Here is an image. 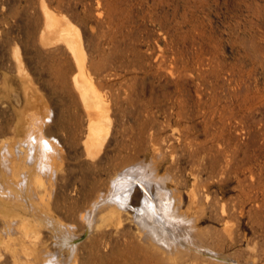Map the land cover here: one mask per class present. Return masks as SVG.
Returning a JSON list of instances; mask_svg holds the SVG:
<instances>
[{
	"label": "rangeland",
	"instance_id": "obj_1",
	"mask_svg": "<svg viewBox=\"0 0 264 264\" xmlns=\"http://www.w3.org/2000/svg\"><path fill=\"white\" fill-rule=\"evenodd\" d=\"M0 264H264V0H0Z\"/></svg>",
	"mask_w": 264,
	"mask_h": 264
},
{
	"label": "bare ground",
	"instance_id": "obj_2",
	"mask_svg": "<svg viewBox=\"0 0 264 264\" xmlns=\"http://www.w3.org/2000/svg\"><path fill=\"white\" fill-rule=\"evenodd\" d=\"M43 137H44V136H43ZM39 138H40V137H39ZM41 139H43V138H41ZM45 141H46V140H45ZM46 142H47V141H46ZM45 144H46V143H45ZM47 144H49V147H50V143H49V141H48ZM41 146H42V147H46L47 149H49V147H48L47 145L44 146L42 140H38V139H36V138H31V140H30V144H29V147H28V162H29V163H33V162H34L35 157H36V155H37V152H38V150H39V147H41ZM43 149H44V148H43ZM42 152H44V151H42ZM42 152H41V153H42ZM46 152H47V151H46ZM39 153H40V152H39ZM49 153H51V152H49ZM49 153L47 152V154H49ZM42 154H44V153H42ZM49 155L51 156L52 154H49ZM40 156H41V155H40ZM48 157H49V156H48ZM48 161H49V159H48ZM132 165H133V164H132ZM130 166H131V165H130ZM136 166H138V164H137ZM140 166H141V165H140ZM127 167H128V166H127ZM142 167H143V168H142ZM142 167H141L140 169H141V170L143 169V170L146 172L145 169H146L148 166L145 168V166L142 165ZM37 168H38L40 171H41V170H48V169H49L48 166H47V168L42 169V167H38V165H37ZM125 168H126V167H125ZM138 168H139V166H138ZM150 168H151V167H150ZM123 169H124V168H123ZM121 170H122V169H121ZM131 170H132V169H131ZM137 170H139V169H137ZM141 170H140L139 172H142ZM149 170H150V169H149ZM151 170H153V169H151ZM38 172H39V171H38ZM51 172H52V171H51ZM145 172H142V173H144V175H145ZM151 172H152V171H151ZM115 173H116V171H115ZM142 173H141V175H142ZM146 173H147V172H146ZM148 173H149V171H148ZM39 174H40V173H39ZM116 174H117V173H116ZM118 174H119V172H118ZM126 174H127V173H126ZM122 175H123V174H122ZM124 175H125V174H124ZM127 175H128V174H127ZM146 175H147V174H146ZM146 175H145V176H146ZM43 176H44V175H43ZM125 176H126V175H125ZM133 176H136V174L133 175ZM142 176H143V175H142ZM142 176H141V178H142ZM128 177H129V176H128ZM148 177H149V174H148ZM148 177H143V178L146 179V178H148ZM153 177H154V175H153ZM114 178H115V177H114ZM121 178H122V177H121ZM129 178H130V177H129ZM131 178H132V179H135L136 177H135V178L131 177ZM137 178H138V177H137ZM139 178H140V177H139ZM139 178H138V179H139ZM46 179H47V178H46ZM150 179H153V178H150ZM117 180L119 181V179H117ZM117 180H116V181H117ZM120 180H121V179H120ZM129 180H130V179H129ZM146 180H148V179H146ZM153 180H154V179H153ZM153 180H152V181H153ZM118 181H117V182H118ZM122 181H123V179H122ZM124 181H125V180H124ZM126 181H127V180H126ZM49 182H50V181H49ZM129 182H131V180H130ZM133 182H134V181H133ZM144 182H145V181H144ZM150 182H151V180H150ZM156 182H157V181H156ZM110 183H111V182H110ZM122 183H123V182H122ZM124 184H125V183H124ZM124 184H123V185H124ZM126 184L128 185L127 182H126ZM126 184H125V185H126ZM134 184H135V183H134ZM143 184H144V183H143ZM145 184H146V183H145ZM112 185H113V184H112ZM119 185H121V183H120ZM138 185H139V183H138ZM160 185H161V184H160ZM42 186H43V185H42ZM117 186H118V185H117ZM134 186H135V185H134ZM144 186H145V185H144ZM148 186H149V185H148ZM153 186H154V184H153ZM162 186H163V185H162ZM111 187H112V186H111ZM111 187H110L109 189H111ZM121 187H122V186H121ZM128 187H129V186H128ZM131 187H132V186H131ZM135 187H136V186H135ZM140 187L142 188V186H140ZM164 187H165V186H164ZM137 188H138V187H137ZM125 189H127V188H125ZM138 189H139V188H138ZM143 189H144V188H143ZM143 189H141V190H143ZM147 189H148V188H147ZM154 189L156 190V189H157V186H156V188H154ZM166 189H167V186H166ZM113 190H114V189H113ZM150 190H151V189H150ZM157 190H159V188H158ZM163 190H164V189H163ZM163 190H162V191H163ZM169 190H170V189H169ZM117 191H118V190H117ZM120 191H121V190H120ZM128 191H129V189H128ZM130 191H131V190H130ZM133 191H135V189H133ZM138 191H139V190H138ZM143 191H144V190H143ZM146 191H147V190H146ZM152 191H153V190H152ZM167 191H168V190H167ZM167 191H165V192H167ZM153 192H154V191H153ZM155 192H156V191H155ZM165 192H164V193H165ZM168 192H169V191H168ZM168 192H167V193H168ZM173 192H174V191H173ZM173 192H172V193H173ZM102 193H103V192H102ZM110 193H111V192H110ZM110 193H107V194L109 195ZM113 193H114V192H113ZM120 193H121V192H120ZM128 193H129V192H128ZM133 193H135V192H133ZM156 193H157V192H156ZM162 193H163V192H162ZM167 193L165 194V196L167 195ZM169 193H170V192H169ZM169 193H168V196H169V198H170ZM105 194H106V192H105ZM116 194H118V193H116ZM144 194H145V193H144ZM114 195H115V194H114ZM122 195H123V194H122ZM124 195H125V193H124ZM124 195H123V196H124ZM163 195H164V194H163ZM171 195H172V194H171ZM105 196H106V195H105ZM128 196H129V195H128ZM148 196H149V195H148ZM151 196H152V195H151ZM165 196H164V197H165ZM112 197H113V196H112ZM112 197H111V198H112ZM118 197H119V196H118ZM133 197H134V196H133ZM142 197H143V196H142ZM146 197H147V196H146ZM159 197H160V196H159ZM173 197H174V196H173ZM103 198H104V196H103ZM114 198H116V197L114 196ZM121 198H122V197H121ZM155 198H156V194H155ZM180 198H181V197H180ZM104 199H105V198H104ZM136 199H137V198H136ZM156 199H157V198H156ZM158 199H159V198H158ZM162 199H163V198H162ZM166 199H168L167 196H166L165 200H166ZM174 199H175V197H174ZM174 199H173V200H174ZM108 200H109V199H108ZM116 200H117V198H116ZM116 200H115V201H116ZM121 200H122V202H123V198H122ZM126 200H128V201H127V205H128V202H129L130 200H129V199H126ZM132 200H133V199L131 198V201H132ZM145 200H147V198H146ZM152 200H153V199H152ZM160 200H161V199H160ZM165 200H164V201H165ZM169 200H170V199H169ZM124 201H125V200H124ZM140 201H141V200H140ZM140 201H139V202H140ZM154 201L157 202L156 200H154ZM174 201H175V200H174ZM182 201H183V199H182ZM96 202H98V201H96ZM111 202H113V200H112ZM117 202H118V200H117ZM117 202H116V203H117ZM119 202H121V201L119 200ZM133 202H134V201H133ZM133 202H131V203L133 204ZM145 202H146V201H145ZM161 202H162V200H161ZM170 202H172V200H171ZM124 203H125V202H124ZM129 203H130V202H129ZM146 203H147V202H146ZM157 203L159 204V202H157ZM181 203H182V202H181ZM186 203H187V202H186ZM103 204H104V203H103ZM106 204H109V206H110V204H112V203H108V202H107ZM122 204H123V203H122ZM132 204H131V205H132ZM139 204H140V203H139ZM154 204H155V203H154ZM154 204H153V205H154ZM166 204H167V203H166ZM168 204H170V203L168 202ZM174 204H175V203H174ZM104 205H105V204H104ZM112 205H114V202H113ZM119 205H121V204H119ZM124 205H126V204H124ZM134 205H135V204H134ZM143 205H145V204H143ZM147 205L149 206V204H147ZM162 205H163V204L160 203V207H161ZM164 205H165V203H164ZM102 206H103V205H102ZM117 206H118V205H117ZM138 206H139V205H138ZM141 206H142V205H141ZM154 206H155V205H154ZM154 206H153V207H154ZM106 207H107V206H106ZM135 207H136V206H135ZM142 207H143V206H142ZM144 207H145V206H144ZM144 207H143V210H144ZM155 207H156V206H155ZM165 207H166V206H165ZM173 207H174V206H173ZM88 208H89V207H88ZM127 208H128V207H127ZM127 208H125V209L127 210ZM158 208H159V207H158ZM161 208H162V207H161ZM161 208H160V213H162V212H161ZM125 209H124V210H125ZM130 209H131V208H130ZM130 209H129V210H130ZM135 209H137V208H135ZM140 209H141V208H140ZM140 209H138V210H140ZM164 209H165V208H164ZM164 209H163V211H164ZM95 210H96V208H95ZM95 210H94V211H95ZM141 210H142V209H141ZM145 210H146V209H145ZM145 210H144V214H145ZM153 210H154V209H152L151 211L153 212ZM155 210H156V209H155ZM96 211H97V210H96ZM130 211H132V210H130ZM180 211H181L180 209H176V208H175V209H172V207H169V208H168V206H167V211H165L164 214L162 213L163 216L160 217V219H162V220H160V221H161V222H164V221H165V222L167 223V221H168L169 219L172 220V219H175L176 217H179V219H180V216H179V214H181ZM128 212H129V211H128ZM132 212H133V211H132ZM134 212H135V211H134ZM142 212H143V211H142ZM148 212H149V209H148ZM173 212H174V213H177V214H174ZM95 213H96V212H95ZM135 213H136V212H135ZM93 214H94V213H93ZM124 214H125V213H123V215H124ZM137 214L139 215L138 212H137ZM142 214H143V213H142ZM146 214H147V211H146ZM146 214H145V216L143 215L145 219H146ZM150 214H151V213H150ZM153 214H154V212H153ZM157 214L160 215L159 213H157ZM147 215H148V214H147ZM158 215H157V219H158ZM174 215H175L176 217H174ZM125 216L127 217V216H130V215H128V214L126 213ZM131 216H133V215L131 214ZM131 216H130V217H131ZM135 216H136V215H135ZM140 216H141V215H140ZM148 216H149V215H148ZM141 217H142V216H141ZM153 217H155V216H153V215L151 214V215L149 216V221H151V219H152V220H153V219H156V217H155V218H153ZM172 217H173V218H172ZM127 218H128V217H127ZM132 218H135V217H132ZM113 219H116V218H113ZM147 219H148V217H147ZM127 220H128V219H127ZM136 220H137V218H136ZM140 220H141V219H140V217H139V221H140ZM142 220H143V218H142ZM142 220H141V221H142ZM170 220H169V221H170ZM181 220H182V222L184 221L183 218H182ZM143 221H145V220H143ZM143 221H142V222H143ZM155 221H156V220H155ZM176 221H180V220H176ZM136 222H137V221H136ZM156 222H157V221H156ZM165 222H164V223H165ZM171 222H173V221H171ZM187 222H188V221H187ZM130 223H131V222H130ZM150 223H152V222H150ZM158 223H159V222H158ZM158 223H157V224H158ZM183 223H184V222H183ZM192 223H193V218H192ZM141 224H142V223H141ZM143 224H144V223H143ZM146 224H147V222H146ZM146 224H145V225H146ZM157 224H156V225H157ZM160 224H162V223H160ZM167 224H169V223H167ZM180 224H181V223H180ZM180 224H179V226H180ZM137 225H138V224H137ZM152 225H153V224H152ZM156 225H155V226H156ZM164 225H165V224H164ZM172 225H173V224H172ZM172 225H171L170 227H172ZM193 225H194V224H193ZM193 225H192V226H193ZM139 226H140V225H139ZM148 226H149V223H148ZM155 226H152V229H153V230H154ZM160 226H161V225H160ZM176 226H178V225H175V227H176ZM179 226H178V227H179ZM181 226H183V225H181ZM192 226H191V230H192ZM156 227H157V226H156ZM168 227H169V226H168ZM194 227H196V226H194ZM145 228H146V227H145ZM149 228H151V227H149ZM164 228L167 229V227H165V226H164ZM164 228H163V226H162V229H161V230H163ZM189 228H190V227H189ZM189 228H188V229H189ZM196 228H197V227H196ZM180 229H181V231H178V230H180ZM180 229H178L177 231H178V232H183L182 229H184V227H182V228H180ZM194 229H195V228H194ZM141 230H142V228H138V231H141ZM155 230H156V228H155ZM157 230H158V229H157ZM157 230H156V231H157ZM159 230H160V227H159ZM171 230H172V229H171ZM189 230H190V229H189ZM189 230H187V231H189ZM167 231L169 232L170 230H165V231L163 230V232H165V233H166ZM184 231H185V229H184ZM193 231H195V230H193ZM157 232H158V231H157ZM157 232H156V233H157ZM170 232H171V231H170ZM190 232H192V231H190ZM138 233L140 234V232H138ZM146 233H149V232H146ZM146 233H145V234H146ZM150 233H151V231H150ZM152 233H153V232H152ZM152 233H151V234H152ZM158 233H159V232H158ZM165 233H163V234L165 235ZM183 233H184V232H183ZM185 233H186V232H185ZM185 233H184V234H185ZM194 233L196 234L197 232H193V234H194ZM86 234H87V235L89 234V228H87V230H86ZM153 234H154V233H153ZM167 234H169V233H167ZM178 234H179V233H178ZM181 234H182V233H181ZM195 234H194V237H196V235H197V234H196V235H195ZM136 235H138V234L136 233ZM141 235H142V234H141ZM141 235H139V236H141ZM156 235H157V234H156ZM156 235H155V236H156ZM169 235H170V234H169ZM169 235H168V236L166 235V236H167L166 238H168V237L171 236V235H170V236H169ZM182 235H183V234H182ZM173 236H174V235H173ZM175 236H176V235H175ZM191 236H192V235H191ZM197 237H198V236H197ZM79 239H80V238H79ZM141 239H142V238H141ZM169 239H170V238H168V240H169ZM195 239H196V238H195ZM197 239H198V238H197ZM172 240H175L174 237H172ZM189 240H190V239H189ZM80 242H81V241H80ZM158 242H160V241H158ZM74 243H79V242H78L77 240H75ZM146 243H148V242H146ZM152 243H153V242H152ZM169 243H170V242H169ZM148 244H149V243H148ZM148 244H147V245H148ZM150 244H151V243H150ZM161 244H162V242H161ZM172 244H173V241H172ZM176 244H177V243H176ZM179 244H180V243H179ZM151 245H152V244H151ZM154 245H155V244H154ZM169 245H171V244H168V245H166V246L169 247ZM155 246H156V245H155ZM74 247H75V246H74ZM172 247H173V246H172ZM172 247H169L168 249H170V248L172 249ZM71 248H72V247H71ZM155 248H156V247H155ZM157 249H158V248H157ZM76 250H77V249H76ZM158 250H160V249H158ZM159 252H160V251H159ZM171 252H173V249L171 250ZM161 253H162V252H161ZM163 253H164V252H163ZM168 257H169V256H168Z\"/></svg>",
	"mask_w": 264,
	"mask_h": 264
}]
</instances>
